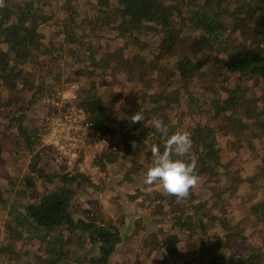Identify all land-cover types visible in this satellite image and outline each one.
Segmentation results:
<instances>
[{
  "label": "trees",
  "instance_id": "16d2710c",
  "mask_svg": "<svg viewBox=\"0 0 264 264\" xmlns=\"http://www.w3.org/2000/svg\"><path fill=\"white\" fill-rule=\"evenodd\" d=\"M109 33L121 43H101ZM64 66L65 81L80 83L76 107L90 127L100 136H118L116 145L109 143L97 154L95 164L101 168L121 163L124 180L146 173L148 168L136 162L140 157L152 162L153 147L163 152L172 134L190 135L189 152L173 157L192 163L199 178L186 196L168 194L156 188L158 182L148 183L155 188L129 193L146 204L151 220L162 218L166 226L142 227L137 234L139 219L132 233L130 228L121 232L105 221L101 206L83 205L82 195L103 190L87 172L67 171L65 165L53 173L41 168L42 127L11 110L26 99L41 108L44 96L60 85ZM168 67L171 73L163 75L161 69ZM108 75L125 79L120 91L111 90L120 86L113 81L104 84ZM208 78L220 89L203 88ZM118 95L125 98L119 101ZM180 96L185 109L178 110ZM55 108L61 107L52 104L41 111ZM137 113L143 120L132 123ZM5 115L10 116L4 126L20 135L19 149L32 154L26 169L32 177H16L12 191L0 192V204H5L0 214L10 209L9 192L21 210L19 215L10 212L13 222L0 220L8 240L35 242L33 255L13 264H264V201L253 199L248 205L253 223L244 229L238 220L224 222L220 215V207L227 216L231 213L233 182L243 181L247 188L253 184L249 176L237 174L227 157L233 152L232 136L260 142L258 179L264 187V0H0V119ZM188 115L190 124L183 128ZM156 120L166 135L156 132ZM245 130L253 133L246 137ZM203 191L217 198L215 206ZM132 237L138 243L134 254L126 261L116 258L120 247L131 246Z\"/></svg>",
  "mask_w": 264,
  "mask_h": 264
},
{
  "label": "rangeland",
  "instance_id": "374dc122",
  "mask_svg": "<svg viewBox=\"0 0 264 264\" xmlns=\"http://www.w3.org/2000/svg\"><path fill=\"white\" fill-rule=\"evenodd\" d=\"M108 36L109 38L103 36L101 39V43L106 46L109 45L112 47L117 46L121 43L119 38L113 37V34L109 33ZM100 44H97V46H99ZM122 54L123 51H121V55ZM144 56H148V53L145 52ZM149 61H151L150 57ZM66 66L60 68L62 75L60 85L52 87V90L44 96V98L42 99L41 108H38L31 99H26L22 102L21 105L11 110V114L14 115L24 114L26 117V121L30 123L31 126H35L38 123L42 127V131L40 133L41 146L39 148V151H41V157L39 160L41 168H45L46 170H48V173H53V169L57 168L58 166L59 169L62 167V165H65L66 170H71V172L78 171V167L83 169L88 168L87 170L92 177L91 179L93 181V185L103 187V190L100 192L91 193V189L87 194L82 195L81 200L83 201V205L92 202L97 206H101L105 221L108 222L109 220L113 224L115 223L121 232L126 231L130 228L128 232L132 233L135 227L132 229L131 227L133 226L135 221L139 219L142 220H139L141 221L139 223V227L137 226L134 232L137 234H142L144 230L154 231L157 230L159 226H166V222L162 220V218L158 221L151 220L148 214L149 210L143 208V205L144 207H146V204H142V200L140 197H137V199H132L129 196V193H133L138 189L143 190L144 187L155 188V186L149 185L145 182V172L141 170L133 177L124 180L123 165L118 162L114 163V165H109L106 169L102 168L103 176L106 175V178H102V175H100L98 172L93 171L94 158H92V153L107 149L112 143L113 145H116V143H114V139H118L116 138L118 136L114 135V137H112L109 134H103L102 136H100V132L98 130L95 131L94 129L89 127L87 129L77 127L75 119H79L82 116L85 118L84 111L81 108L76 107V103L80 97H77L76 99L75 95L80 87V83L78 81H65V78L67 76L64 73ZM171 70L172 67L162 68L161 73L167 76L171 73ZM157 71L159 72L160 69H158ZM147 79L152 80L153 78L149 77ZM111 81H113L115 85H120L118 88L111 89L117 92L120 91L121 88H123L122 84L125 79L121 77L120 80H112L110 75H108L104 79V84H107ZM207 81H209L207 82L208 85L201 83L203 88L213 89L215 87H218V84L211 85L213 84L212 78H208ZM65 82L67 84H65ZM174 88H179V85L174 86L172 89ZM105 89L106 88H104L101 83V90L105 92ZM218 89H220V87H218ZM178 90L181 94L184 91L183 89ZM172 95L176 97L179 96L174 92H172ZM124 98L125 97H123V95H118L119 101ZM180 98L181 99H177L176 108L178 110L185 109V99H182L181 96ZM47 99H51V102H48ZM53 101H59L61 108L68 106L67 109L62 110V114L64 113V117L68 116V118H63L62 120L53 119L54 117H52L51 115H53L54 113L56 114L59 111V108L51 109L44 114L42 113L41 109L43 107L46 109V106L50 107ZM9 116L10 115H5L4 118L0 119V192L5 189H8V191H12V188L14 187V178L16 177L19 179L20 177L24 176L25 173H27V176L32 177V173L26 171L27 163L32 154L25 155L19 149L21 148L20 145H22V143L20 142L19 133L4 126L6 125ZM189 117V115L183 117L184 121L181 124L183 128H188L190 124ZM57 126L62 127L58 128ZM245 131L247 132L246 137L250 136L253 133L252 130ZM232 137L234 139L232 145L233 152H227V157L232 159V164L234 165L237 174L242 177L249 176L253 184L249 185V187L247 188L246 183L243 181L233 182L234 191H232L229 195L231 200V203H229V209L231 210V213H229V216H227L224 209L221 210L220 207V215H223L222 218L224 222L227 221L229 217L232 223L238 220L239 229H244L249 227V225L253 223V218L249 215V212L247 210L248 205L252 202L253 199H260L264 201V187L260 186V181L258 179L262 175L260 170L263 169V161L261 160L262 152L258 147V145H260V142L254 143V138L249 137L245 140L240 141L235 140V136ZM109 139H111V141ZM51 141H53L55 146L53 147V149L45 144L50 143ZM117 145H119V147L121 148L119 142ZM61 147L64 148L66 152L62 149V153L58 152L61 155L58 156V153L55 150L61 149ZM67 154H70L71 157ZM120 159L122 161L125 158L121 157ZM136 162L139 165H142L143 169L150 168L154 163V161L151 162L149 158H146L145 156L140 157V159ZM21 164H23V168H21ZM259 173H261V175H258ZM53 181L56 182L57 180L54 179ZM159 187L160 185L156 186V188ZM213 191L214 190L211 189L209 191V195L210 193H213ZM202 195L203 197L208 198L211 206L216 205V197H209L208 192L206 191H203ZM233 198H236V201H234ZM6 200L7 206L10 207V209L4 211V214H0V220L8 219L9 222H13V216L10 215V212L15 211L14 214H20L21 210L17 209V203L19 205V201H17L14 194H11L10 192L7 194ZM13 204H15L16 206H13ZM4 205L5 204H0L1 210ZM146 208L149 209L148 207ZM156 216H159V214ZM222 226L223 224L220 222V232L222 230ZM142 227L144 228V230L142 229ZM4 229L5 227L0 225V249L5 254V261L0 262V264H13V262L24 263L29 256L31 257L33 255L35 242L24 245V242L18 241V239L9 241ZM223 229L227 230V227ZM12 230L13 229L11 228L10 231ZM129 243L131 244V246L126 244L125 246L120 247L121 252L118 251L117 253H115L116 258L126 261L130 256L134 254V249L136 246H138L136 238L132 237L129 240ZM87 250H90V248L87 247ZM85 251L86 249L81 251L80 255H84ZM261 253L264 256V251H261ZM146 255L147 254L145 253V257ZM185 256L186 254L182 255L181 257ZM76 259V257L72 258L69 263L73 262V260Z\"/></svg>",
  "mask_w": 264,
  "mask_h": 264
},
{
  "label": "clouds",
  "instance_id": "9594fccd",
  "mask_svg": "<svg viewBox=\"0 0 264 264\" xmlns=\"http://www.w3.org/2000/svg\"><path fill=\"white\" fill-rule=\"evenodd\" d=\"M56 114H60V112ZM142 120L143 116L137 113L133 115L131 122L136 123ZM153 126L156 132L166 135L164 126L160 120L154 121ZM191 143L190 135L187 132H177L167 138L166 147L163 152H160L156 147H153L152 151L155 160L153 166L146 170L145 182H158L166 193L175 195L178 198L186 196L189 188L194 186L199 178L194 173V165L192 163H187L182 159L173 157L174 155L183 156L189 152ZM45 144L51 148L54 147L51 144ZM99 152L100 151L96 152L94 163ZM99 168L103 171L100 166ZM77 169L78 171H81L79 167ZM102 178H106V175Z\"/></svg>",
  "mask_w": 264,
  "mask_h": 264
},
{
  "label": "built area",
  "instance_id": "2783aa9c",
  "mask_svg": "<svg viewBox=\"0 0 264 264\" xmlns=\"http://www.w3.org/2000/svg\"><path fill=\"white\" fill-rule=\"evenodd\" d=\"M48 100V102H51V99H47ZM52 104H54V105H57V106H60V102L59 101H53L52 102ZM61 108H59V110H60ZM85 115V114H84ZM52 117H54L53 119L55 120V119H59V120H62L63 118H68V116H65L64 117V113L63 114H53V115H51ZM75 123H76V125H77V127H80V128H82V129H87L88 127L89 128H91L90 127V124H89V122L88 121H86L85 120V118L82 116L81 118H79V119H75ZM65 125V124H64ZM64 125H62V126H64ZM62 126H57L58 128L59 127H62ZM47 144H51V145H53L54 146V143H53V141H51L50 143H47ZM55 147V146H54ZM59 147V146H58ZM62 149L66 152V150L64 149V148H62L61 147V149H57L56 151H57V153L58 152H60V153H62ZM59 155H61V154H59L58 153V156ZM67 155H69L70 157H71V155L70 154H67ZM95 155H96V152H93L92 153V158H94L95 157ZM63 156V155H62ZM68 157V156H67ZM69 157V158H70ZM71 159V158H70ZM93 165H94V168H93V171L94 172H98L100 175H102L103 176V171H101V169L99 168V166H97L95 163H94V161H93ZM81 171H84V172H87L88 173V168H86V169H83V168H79ZM89 174V173H88ZM90 175V174H89ZM91 177V176H90ZM92 178V177H91ZM94 180V179H93Z\"/></svg>",
  "mask_w": 264,
  "mask_h": 264
}]
</instances>
